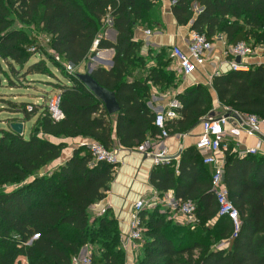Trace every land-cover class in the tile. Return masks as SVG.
Instances as JSON below:
<instances>
[{"label": "trees", "instance_id": "obj_1", "mask_svg": "<svg viewBox=\"0 0 264 264\" xmlns=\"http://www.w3.org/2000/svg\"><path fill=\"white\" fill-rule=\"evenodd\" d=\"M155 1L0 0V60L16 71L15 66L22 69L33 57L44 56L34 39L12 28L14 20L34 23L49 36V48L60 60L53 65L62 71L66 65L80 67L99 51L113 50L111 69L97 67L91 77L115 94L120 107L109 115L78 79L80 73L65 72L70 85L57 86L61 121L54 122L43 109L28 139L0 129V264H17L21 257L25 264H72L85 245L93 247V264H123L117 221L108 212L93 220L88 214L105 198L118 165L93 162L88 148L78 147L64 164L36 173L57 160L65 147L44 136L81 137L111 151L113 131L125 149L160 134L146 103L151 86L165 91L175 83L167 69L172 64L169 48L144 58L143 44L133 40L135 27L151 15ZM169 1L176 23L211 43L223 38L227 47L264 46V0ZM108 20L117 33L115 42L101 34ZM27 69L28 74L53 77L44 63ZM137 72L140 77L129 82ZM210 87L221 108L264 119V64L216 74ZM175 99L180 107L177 117L166 123L170 134H186L206 116H215L213 94L203 85L190 86ZM35 113L34 108L24 111L25 119ZM223 171L229 200L240 215L236 236L230 220L217 216L210 169L195 147H188L178 160L154 166L149 183L159 194L171 191L176 201L193 202L197 223L194 228L181 225L159 206L143 210V246L136 264H264V156L240 157L231 143ZM12 185L13 191L3 190ZM224 241L227 248L212 249L213 242Z\"/></svg>", "mask_w": 264, "mask_h": 264}, {"label": "crops", "instance_id": "obj_2", "mask_svg": "<svg viewBox=\"0 0 264 264\" xmlns=\"http://www.w3.org/2000/svg\"><path fill=\"white\" fill-rule=\"evenodd\" d=\"M171 6L172 3L169 0L155 1L151 15L142 21L143 23L135 27L133 40L143 44L141 53L144 58H148V52L156 53L162 49H167L173 46L180 47L184 52L187 50L189 28L179 26L176 23L171 12ZM102 36L111 42H115L117 33L114 29L109 27ZM212 44L213 50L207 56L203 67L198 68L189 76L184 77L178 75L172 64V66L167 69L174 74V85L166 91H159L158 87L151 86L149 92L150 97L146 105L152 113L155 114L162 111L167 106L170 98L183 92L188 87L198 84L207 87L213 94V108L215 113V109L219 108L220 105L211 90V79L215 73H225L228 69L224 64V53L226 49L224 39H216ZM263 49L264 47L258 48V56L248 59L244 61V63L250 67L264 64V57L262 56ZM108 51L109 50L99 51V58L102 61L101 64L103 65V68L105 66V70L111 69L112 66L110 67V60L113 59L114 56L113 50L111 53ZM140 75L141 74L138 72L135 73L133 77L129 78V82L139 78ZM142 76H146V74H142ZM67 82V85L69 86V81L67 80ZM114 125L115 123L113 122V128ZM201 132L202 128L199 124L186 134H170L164 142L169 155L171 157L179 156L184 149L193 147L201 135ZM45 139L54 144L62 143L65 145L61 156L49 164L47 172H51L58 166L64 164L71 157L72 152L76 148L87 146L92 142L91 140L83 139L81 137L59 139L45 136ZM150 140L151 138H148L144 143L134 149H125L118 145L114 131L112 133V150L115 153L119 164L113 173L112 180L109 184V190L107 191L105 198L91 206L88 214L90 219L93 220L108 212V214L117 221L120 237L126 236L128 232V222L130 220L132 206L136 201L143 199L148 202L154 196H157L158 199L161 200L164 195L169 193L173 196L171 191L164 194L157 193L149 183V175L154 167L152 158L150 157L151 155H148L149 152H151L149 147ZM240 143L241 149L256 148L258 154L264 156V134L259 137H247L242 135ZM178 221H180V218H178L177 222ZM228 245L229 244H226V248ZM138 252L139 254L141 252L138 243L129 247L128 251L125 252L127 256V264L135 263L134 260Z\"/></svg>", "mask_w": 264, "mask_h": 264}, {"label": "built area", "instance_id": "obj_3", "mask_svg": "<svg viewBox=\"0 0 264 264\" xmlns=\"http://www.w3.org/2000/svg\"><path fill=\"white\" fill-rule=\"evenodd\" d=\"M107 23L111 24V20H108ZM96 45L97 42L94 43V46ZM260 47L264 46L251 47L246 43H239L235 46L227 47L225 43L224 64L228 71H248L250 66L245 64L244 61L257 57V49ZM212 50L213 44L207 41L204 35L189 31L187 50L184 52L180 47L173 46L169 48L168 53L178 75L186 77L204 66L207 56ZM262 56L264 57V51ZM237 58H239V62L236 61ZM54 60L60 62L57 55H54ZM65 69L69 75L73 74V66L66 65ZM216 74L222 73L217 72ZM60 95L53 96L46 106V111L54 122H59L64 118L59 108ZM179 107L180 105L174 96L170 98L167 106L162 111L155 113L154 125L160 131V134L149 141L151 152L148 154L151 155L150 157L154 166L169 164L171 160L178 159V156L171 157L169 155L164 142L170 136L169 131L166 129V123L177 117L175 110ZM26 108L27 112H32L33 110L31 105ZM225 111L222 115L206 116L202 120L200 124L202 132L194 147L202 155V164L207 166L211 171V191L218 206L217 216H226L230 220L234 228L232 237H235L240 228L241 221L239 212L230 202L228 191L223 183L225 152L232 143L235 152L240 157L258 154L256 148L241 149L240 138L242 135L247 137H259L263 135L264 119L255 115L228 111V109H225ZM227 114L228 116H226ZM83 147L88 148L93 162H104L116 166L119 164L113 150L109 151L94 141ZM157 206L162 207L169 217L173 218L176 222L180 218V221L177 223L181 225L194 228L197 223L195 206L191 201H176L170 193L164 195L161 200L157 196L152 197L148 202L139 199L132 206L128 222V232L126 236L120 237V248L124 252H127L131 245L143 241L144 229L141 224L140 213L143 210L154 209ZM15 239L18 240L19 237L16 236ZM31 242L32 240L25 245L29 246ZM224 243L228 244V241H224ZM92 251V246L85 245L72 264H93L91 260Z\"/></svg>", "mask_w": 264, "mask_h": 264}, {"label": "rangeland", "instance_id": "obj_4", "mask_svg": "<svg viewBox=\"0 0 264 264\" xmlns=\"http://www.w3.org/2000/svg\"><path fill=\"white\" fill-rule=\"evenodd\" d=\"M106 24L107 26L112 28V25L110 23ZM109 27H107V29ZM12 28L21 31L27 38L34 39L36 41L37 47H39L44 52V56L42 58L35 56L31 60H29V63L27 65L36 62L41 63V65H43L44 63L49 72L53 74V77L35 73L28 74L29 71H27V65L22 69L15 66L14 69L16 71H13L5 61L0 60V129L10 130L9 126L11 124L21 123L23 124V137L24 139H28L31 131L36 129V121L39 115L43 113V109H46V106L49 104V101L53 96L61 93L57 86L68 84L67 79H65L67 77V75H65V72L67 73V71L66 69L64 71L58 69L55 65H53V62L56 63V61L49 59L54 58V52L49 48L48 45L49 36L42 32L40 28L37 27V25H35L34 23L28 24L14 20ZM105 31L106 27H104V30L101 34H104ZM30 50L32 51L33 49L31 48ZM95 55L96 54L88 56L86 61L80 67H73V74L86 73L88 71V65L92 64L95 66L94 69H96L97 67L103 68V65L101 63L95 62ZM167 55V52H165V56ZM159 91L161 90L159 89ZM29 105H31L35 109L36 113L34 115H31L29 120H26L24 111H27L26 107ZM225 112V108L219 107L215 109V116L222 115ZM48 167L49 164L38 171L36 175L39 176L49 173L47 172ZM31 180L32 178L29 181ZM15 188V185L4 186L3 190H5V192H11ZM138 244L140 245L141 251L143 241ZM225 248L226 243L224 242H213L212 244V249ZM124 254L125 257L123 264H127V256L126 253ZM139 256L140 254L138 252L137 256L135 257L134 264L137 263ZM18 260L19 263L17 264H25V259L23 257L19 258Z\"/></svg>", "mask_w": 264, "mask_h": 264}, {"label": "water", "instance_id": "obj_5", "mask_svg": "<svg viewBox=\"0 0 264 264\" xmlns=\"http://www.w3.org/2000/svg\"><path fill=\"white\" fill-rule=\"evenodd\" d=\"M108 52L111 53L112 50H109ZM99 55H100V52L96 53L94 60L95 62L102 63V61H100L98 57ZM236 61L239 62V58H237ZM111 66H112V59L110 60V67ZM94 68L95 66L93 64L88 65V71L84 74H78L77 77L84 84V86L91 93H93L94 96L103 104L106 112L109 115H115L120 110L115 94L113 92H110L100 87L94 81V79L91 77V73L94 70ZM226 116H228V114ZM9 128L12 133L19 135V136H23V124L21 123L11 124Z\"/></svg>", "mask_w": 264, "mask_h": 264}, {"label": "bare ground", "instance_id": "obj_6", "mask_svg": "<svg viewBox=\"0 0 264 264\" xmlns=\"http://www.w3.org/2000/svg\"><path fill=\"white\" fill-rule=\"evenodd\" d=\"M99 57V56H98ZM100 59V58H99ZM100 61H101V59H100Z\"/></svg>", "mask_w": 264, "mask_h": 264}]
</instances>
